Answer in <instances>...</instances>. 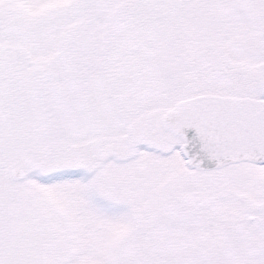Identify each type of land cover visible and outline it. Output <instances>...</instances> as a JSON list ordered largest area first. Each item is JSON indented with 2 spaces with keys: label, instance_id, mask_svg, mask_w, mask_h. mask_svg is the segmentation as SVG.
Returning a JSON list of instances; mask_svg holds the SVG:
<instances>
[{
  "label": "snow or ice",
  "instance_id": "obj_1",
  "mask_svg": "<svg viewBox=\"0 0 264 264\" xmlns=\"http://www.w3.org/2000/svg\"><path fill=\"white\" fill-rule=\"evenodd\" d=\"M0 264H264V0H0Z\"/></svg>",
  "mask_w": 264,
  "mask_h": 264
}]
</instances>
